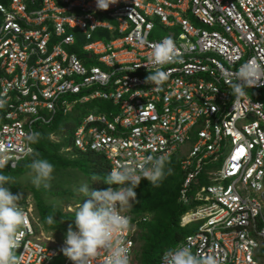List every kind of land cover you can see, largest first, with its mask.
Listing matches in <instances>:
<instances>
[{"label":"built area","instance_id":"2783aa9c","mask_svg":"<svg viewBox=\"0 0 264 264\" xmlns=\"http://www.w3.org/2000/svg\"><path fill=\"white\" fill-rule=\"evenodd\" d=\"M112 2L99 10L96 0H0V164L17 169L35 152L26 137L36 125L70 113L81 117L64 149L99 153L110 172L180 153L188 208L180 222L198 225L177 245L217 264H262L264 79L239 100L230 85L242 64L264 65V0ZM165 37L179 60L162 66L168 79L157 92L144 64ZM98 100L112 108L87 106ZM18 203L28 219L15 250L21 264H74L63 254L65 239L36 225L32 203ZM121 214L130 220L121 234L130 263L135 228L132 214ZM107 256L101 248L88 264H106ZM157 264H167L165 252Z\"/></svg>","mask_w":264,"mask_h":264},{"label":"clouds","instance_id":"9594fccd","mask_svg":"<svg viewBox=\"0 0 264 264\" xmlns=\"http://www.w3.org/2000/svg\"><path fill=\"white\" fill-rule=\"evenodd\" d=\"M112 4H115L112 0H96L99 10H107ZM178 60L175 42L172 38L165 37L152 47L147 63L144 64L150 72L145 82L152 85L155 91H161L168 79V73L162 70V66ZM236 76L238 83L231 84L230 88L234 98L239 100L246 95V87L256 86L264 79V65L250 60L240 66ZM164 99L167 101L168 97L165 96ZM3 106L4 101L0 99V108ZM26 139L29 144L36 143L38 134H28ZM260 155H264V151ZM166 163L167 157L164 155L155 158L149 156L142 163L129 162L113 169L104 181L108 185L106 188H90L87 184H82L76 191L86 199L75 212L74 228L69 226L66 232L63 254L74 264H88L97 251L103 248L108 251L106 264H129L128 246L121 234L129 230L130 220L121 211L136 200V189L141 180H147L154 187L159 186L166 175ZM2 167L0 164V168ZM27 167L35 186H49L55 171L52 163L46 159L33 158ZM167 174H171L170 168L167 169ZM8 182L9 177L0 174V264H21L15 250L20 247L28 219L18 203L21 196L10 191L6 186ZM113 185L119 187H112ZM253 187L260 189L261 184L254 183ZM46 222L51 225L53 217H46ZM165 257L167 264H217L214 256L194 255L190 247L183 244L167 249Z\"/></svg>","mask_w":264,"mask_h":264},{"label":"trees","instance_id":"16d2710c","mask_svg":"<svg viewBox=\"0 0 264 264\" xmlns=\"http://www.w3.org/2000/svg\"><path fill=\"white\" fill-rule=\"evenodd\" d=\"M2 114L3 111L0 109V119ZM72 114L70 113L68 116L71 117ZM59 116L61 115L56 116L49 124L39 123L36 125L38 141L33 143L35 152L27 157L18 168L21 171L26 170L27 165L31 163L33 158L46 159L54 165L56 170L63 166L83 173L92 182L90 188L108 187L104 181L110 173V166L103 155L93 151L82 152L76 148L66 154L60 153L62 149L71 143V135L68 134V129L72 131L74 125H71L68 119L63 121ZM52 134L61 137L59 142L51 138ZM171 163L172 165L169 167ZM167 167L171 169V174L165 175L164 179L159 182V186L154 187L147 180H141L139 187L136 189V200L139 203L136 205V210L133 209L132 212L137 214L146 213L151 216L147 221L138 223L139 232L136 239L134 237L136 241L133 256L137 260L141 259L143 264H157L160 256L167 249L177 246L188 233L187 227H182L180 224L181 216L187 210V207L180 201V189L185 179V173L182 169L179 171L175 159L166 163L165 171ZM7 176L9 177V175ZM15 189L16 187H14ZM40 197L37 193L36 198L39 209L37 214L43 223L51 228L68 230L69 226H62V223L58 220L60 216L65 220L68 219L70 226L74 225V214H63L56 207L47 205L44 199ZM48 216L53 217L51 225L46 222ZM137 238L142 239L139 249L136 248ZM262 254H264V251L260 254L262 264H264Z\"/></svg>","mask_w":264,"mask_h":264},{"label":"rangeland","instance_id":"374dc122","mask_svg":"<svg viewBox=\"0 0 264 264\" xmlns=\"http://www.w3.org/2000/svg\"><path fill=\"white\" fill-rule=\"evenodd\" d=\"M158 29H159V26H158ZM102 36L106 37L107 35L106 33H104ZM248 93L249 95L253 96V94H255L256 91L249 90ZM94 105H98L102 109L105 107L112 108V103L109 101H105V100H98L95 102H91L87 106L90 107ZM70 116L71 117L61 115L59 117H61L63 121L68 119L71 125L77 124L81 117V116L78 117L76 114H72ZM68 130H69L68 134L71 135L72 131L70 129ZM55 137L58 139H61V137L57 135H55ZM188 148H189V144L185 146V148L183 149V151H181V153L182 154L187 153ZM69 152L70 151L62 149L60 153L66 154ZM181 158H182V155L179 153L176 156H173L172 159H170V161L175 159V162L178 163L179 171L181 170L180 168ZM221 162L222 161H219L217 165L219 166ZM171 165L172 163L169 165V167ZM167 169L169 168L168 167L166 168V175H167ZM0 174L9 175V182L6 184V186L10 188V191H13L14 187H16V189L12 193L21 196L18 202H23V203L31 202L32 203L33 209L35 211L34 216L36 219L35 220L36 225H39L40 227L43 228V232L45 236L52 237L53 239L58 241V243H61L62 240L65 239L67 230L62 229V228L60 229L51 228L50 226L46 225L45 223L41 221V219L39 218L40 216L37 214L39 209L37 206L36 194L38 193V195L41 196L40 198L44 199L47 205L56 207L63 214H74L75 215V212L78 206L82 204L83 201L86 199L83 195L78 194L76 190L82 184H87L89 187H91L92 185L90 178L85 176L83 173L73 170V168H70V167L64 168L63 166L58 168L57 170L55 169L53 173V179L49 182V186L47 188H45L43 185H41L40 187H37L33 184L32 182L33 177L28 167L24 171H21L20 168L9 169L8 167H2L0 168ZM138 203L139 202L137 200L132 201L129 206L124 208L127 212H130L132 214V218H133L132 223L135 228V232H134L135 239L137 237V233L139 232L137 225L140 222V218L143 217L144 215H147L146 213L145 214L141 213L142 214L141 215V214L132 212L133 209L136 210V205H138ZM58 220H60V222L62 223V226H67V227L70 226V221L68 219L65 220L64 218H60L59 216ZM197 225H198L197 223H192L188 225L186 228L187 232L193 231ZM151 227H154V226H151ZM73 228H74V225H73ZM141 243H142V239L137 238V243H136L137 249L141 247ZM263 251H264V248L262 252ZM262 257L264 258V254H262ZM61 260H64V258L60 257V261ZM129 264H143V263L141 262V259L137 260L136 257L132 256V260Z\"/></svg>","mask_w":264,"mask_h":264}]
</instances>
